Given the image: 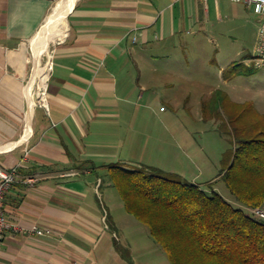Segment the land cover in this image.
<instances>
[{
  "label": "crops",
  "instance_id": "1",
  "mask_svg": "<svg viewBox=\"0 0 264 264\" xmlns=\"http://www.w3.org/2000/svg\"><path fill=\"white\" fill-rule=\"evenodd\" d=\"M55 2L0 0V165L20 175L5 202L14 227L0 238V264H134L118 222L98 202L103 178L113 185L114 165L178 174L128 163L141 102L193 48L179 37L223 21L226 0H76L54 48L47 107L31 98L29 110L38 75L27 84V43ZM32 177L40 180L26 183ZM215 181L210 189L192 184L212 192Z\"/></svg>",
  "mask_w": 264,
  "mask_h": 264
},
{
  "label": "rangeland",
  "instance_id": "2",
  "mask_svg": "<svg viewBox=\"0 0 264 264\" xmlns=\"http://www.w3.org/2000/svg\"><path fill=\"white\" fill-rule=\"evenodd\" d=\"M62 1L56 0L49 16ZM224 6L223 21H211L207 31H197V36L189 30L188 37H179V42L194 46L179 55L184 66L177 67L175 57L168 82L152 89V95L148 94L141 102L140 135L134 160L128 163L175 167L178 178L207 189L212 187L207 183L215 179L213 187L218 193L253 216L218 176L227 168L226 158L237 144L233 117L243 119L249 128L257 127L261 119L264 121V65L258 66L255 60L263 17L247 5L230 0ZM47 19L27 43L30 53L27 84L34 73L41 76L49 71L54 48L61 41L58 35L63 31L54 21L46 25ZM40 90L41 83L35 80L32 98L37 104ZM148 97L151 104H146ZM162 169L163 174H169ZM103 179L98 202L105 204L118 222L121 242L130 246L134 264H171L148 227L127 213L118 190L106 177Z\"/></svg>",
  "mask_w": 264,
  "mask_h": 264
},
{
  "label": "trees",
  "instance_id": "3",
  "mask_svg": "<svg viewBox=\"0 0 264 264\" xmlns=\"http://www.w3.org/2000/svg\"><path fill=\"white\" fill-rule=\"evenodd\" d=\"M239 118L233 117L236 147L219 177L250 211L264 208V121L249 128ZM110 179L171 264H264V220L220 193L157 169L114 165Z\"/></svg>",
  "mask_w": 264,
  "mask_h": 264
},
{
  "label": "built area",
  "instance_id": "4",
  "mask_svg": "<svg viewBox=\"0 0 264 264\" xmlns=\"http://www.w3.org/2000/svg\"><path fill=\"white\" fill-rule=\"evenodd\" d=\"M231 1L234 3H243L248 7L254 9L256 14L261 15L263 17V20L261 21V25L259 28V36L256 47L257 55L255 58L258 66H263L264 65V0H231ZM51 71H52V65L49 69V75ZM27 87H26V91H27ZM30 93H31L30 95L29 94L27 95L29 100V110H30V99L33 96L32 91ZM39 97H40V101L38 102V104L36 103L35 106L42 105L47 107V102H48L47 88L46 89L41 88ZM18 171H19L18 168L8 170L0 165V238L3 237L6 231L11 230L14 227L6 218L5 202L7 195L10 192L13 185L20 180V175ZM39 180L40 178L38 177L27 178L26 183L35 184ZM250 212L255 218L264 220V208H255L250 210Z\"/></svg>",
  "mask_w": 264,
  "mask_h": 264
},
{
  "label": "bare ground",
  "instance_id": "5",
  "mask_svg": "<svg viewBox=\"0 0 264 264\" xmlns=\"http://www.w3.org/2000/svg\"><path fill=\"white\" fill-rule=\"evenodd\" d=\"M75 1L76 0H63L57 7L54 8L52 16L50 15L47 19L46 25L50 24V21H54L55 24L57 23L59 25V28L63 31L58 35L60 39L63 38L65 31L67 30V16L69 14L71 5ZM36 80L40 81L41 88L46 89L49 80V71H47L44 75L37 76ZM34 104H36L35 100Z\"/></svg>",
  "mask_w": 264,
  "mask_h": 264
}]
</instances>
